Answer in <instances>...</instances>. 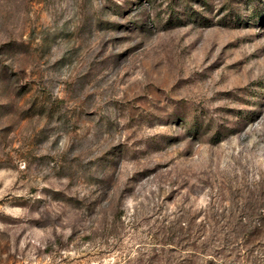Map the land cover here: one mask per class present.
<instances>
[{
    "label": "rangeland",
    "instance_id": "1",
    "mask_svg": "<svg viewBox=\"0 0 264 264\" xmlns=\"http://www.w3.org/2000/svg\"><path fill=\"white\" fill-rule=\"evenodd\" d=\"M264 0H0V264H264Z\"/></svg>",
    "mask_w": 264,
    "mask_h": 264
},
{
    "label": "trees",
    "instance_id": "2",
    "mask_svg": "<svg viewBox=\"0 0 264 264\" xmlns=\"http://www.w3.org/2000/svg\"><path fill=\"white\" fill-rule=\"evenodd\" d=\"M261 222L264 220V216L260 219ZM253 234H261L262 232H264V228L262 225H254L253 226ZM226 264V263H223Z\"/></svg>",
    "mask_w": 264,
    "mask_h": 264
}]
</instances>
